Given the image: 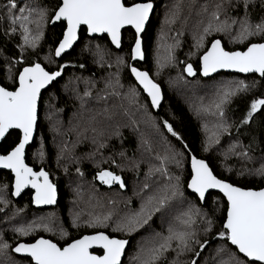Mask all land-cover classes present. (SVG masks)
<instances>
[{
	"label": "trees",
	"instance_id": "trees-1",
	"mask_svg": "<svg viewBox=\"0 0 264 264\" xmlns=\"http://www.w3.org/2000/svg\"><path fill=\"white\" fill-rule=\"evenodd\" d=\"M5 2L6 0H0V5ZM32 2L50 10L49 20L44 24L37 47L25 49L22 64H12L11 68L13 76H16L23 66H29V61L41 63L47 70H57L63 66L61 69L62 78L42 95L37 134L34 144L28 148L26 155L28 165L36 171L43 170L50 175L52 183L59 191V201L53 208L39 210L33 205L31 191L16 199L13 197L12 174L0 171V194H4L10 200L7 207L5 203H0V237L10 246L5 253L0 254V264H33L31 259L17 256L12 251L21 242L33 243L43 237L64 247L82 236L98 231L105 232L110 237L128 240L129 248L122 264H135L133 256L138 246H146L155 233L167 235L168 226L162 224L161 217L164 216L167 220L169 218L172 221L173 214L170 215L168 211L180 215L187 212L189 208L200 209L202 213L206 212L208 217L213 220V228L209 233L203 231L205 224L200 217H196V223L192 226L197 233V238L201 242L207 240V244L202 250L195 246L200 253L198 257L190 252L177 257L175 252L169 251L165 254L166 258L161 261V264H173V261H177V264H186L192 259H195L197 264H222V261L227 260L228 257L226 253L217 252L224 242L215 233L222 228V223L226 218L227 202L220 194H210L202 204L188 190L187 183L191 178L190 159L191 156H196L207 161L219 179L235 186L255 190L264 188V177L257 175V167L253 164L264 158V116L258 111L250 123H241L251 100L264 97V78L257 75L220 74L210 79H204L200 75V59L210 47L211 42L216 39H220L228 51H243L249 43L264 42V39L250 37L249 40L243 43L237 42L232 46L226 37L227 33L214 34L206 40L203 46L195 50L191 37L194 33V26L199 20L200 12L192 13L186 9L184 15L179 13L175 17L176 21L171 19L170 11L165 12L164 10L166 0H151L155 5V12L143 35L145 59L135 63V66L149 72L153 80L163 89L164 102L156 113L148 97L137 85L129 71L132 60L131 50L135 42V32L132 29L123 32L122 48L116 50L107 36L90 38L83 28L80 40L74 49L61 60H57L54 56V49L58 46V41L62 39L66 25L61 22L51 26L50 17L51 10L56 8L60 0H32ZM126 2H148V0H126ZM227 2L221 0L219 3L223 5L220 9L223 12L227 7ZM216 5L217 3L213 4L215 7ZM173 11L176 15V10L173 9ZM203 11L207 13V10ZM250 11L255 19L261 10L257 5L255 10H251L250 6ZM227 13L231 17L238 18L243 15V9L236 2L229 7ZM0 15H3L2 10H0ZM205 16L201 13L202 19ZM168 21L174 22L169 28L173 38L177 39L178 34L186 29L189 36L184 37L185 39L179 37V42L173 46H169L170 36L166 37V52L163 53L164 48H162L160 56L156 57L157 43L167 27L164 23ZM9 23L10 21L6 19L0 20V84L11 89L13 85H10L6 79L7 61L5 57L14 60L21 59L19 45L23 41L18 26L14 33L7 31ZM30 27L35 30L34 26ZM89 44L94 45V49L87 52L85 49L89 47ZM97 45L106 49L108 53L102 62H99V57L95 55ZM161 55H163L162 60ZM48 56H51V63L45 59ZM117 57L121 58L124 63H117ZM160 60L162 64L159 66ZM188 64L193 66L196 73L194 76H189L184 71ZM176 77L180 78V83L186 87H206L221 80L232 83L231 88H235L240 81L249 85L255 83L254 87H250L247 91H239L227 100L222 107L223 116L219 115L212 101L205 103V106L208 105V109H212L218 118L227 121L230 130L226 137L237 145L235 152L231 153L229 147L219 152L205 149V134L200 119L198 121V115L194 111L195 105L192 107L183 91L173 87V80ZM79 81H82V84L75 88L74 95L69 92L65 93L64 84L67 82L77 84ZM130 85L136 88L138 99L131 100L125 94L126 97L123 106H121L118 97L128 92ZM184 86L181 85V89L185 88ZM119 90L121 94H118ZM85 92L89 95L86 96ZM85 98L99 99V108L85 106ZM49 114L59 116L63 121L59 123L58 120L57 122L52 119L47 120L46 117ZM90 114L112 116L110 130L107 133L102 131L101 125L95 122ZM203 114L205 115L203 122L211 123L213 119L218 121V118L210 117L207 111ZM117 118L119 121L116 120ZM165 120L173 126L179 134L180 140L173 137L163 127ZM147 126L150 127L154 136H149L139 130ZM117 133L119 134L117 135ZM20 136L21 134L17 131L11 132L0 145V153L4 154L10 150L18 142ZM55 138L60 141L58 145H55ZM163 139L165 141H162ZM184 145L187 147L185 148ZM41 152H43L42 156ZM63 152L71 161L75 175L76 172L78 174L79 182L76 188L75 186L72 188V185L67 183L68 180L63 179L64 173L61 169L63 165L59 163L58 158ZM121 152L123 156L120 155ZM163 152L167 157H170L171 153L172 157L173 154L180 152L183 159L181 164L175 161L168 164L164 162L163 167L167 169L166 174L156 171L162 166L161 160L156 157H159ZM244 152L247 155H242ZM232 154L235 156H231ZM94 155L107 160L109 164H104L99 168L95 167L89 160ZM113 160L115 163H112ZM100 170H108L120 175L125 187L120 188L117 184L112 186L102 184L96 179V173ZM176 177H182L178 182L182 196L174 198L166 209L155 213L147 225L136 231L126 233L113 230L125 216L138 211L139 203L141 204L147 196L154 194L166 184L177 183ZM79 183L84 186L83 189L78 187ZM70 190L74 191L70 192ZM72 194L76 197L74 202L79 201L80 203L78 214L84 218L89 217L85 226H73L70 216L71 208L69 207ZM179 200L184 204L178 206ZM101 208L107 210L103 211L101 216H97ZM49 213H55L68 236L60 235L58 232V234L54 233L37 220L33 221L36 216L39 215L38 219H40ZM104 216H108L109 219L103 225L87 226L96 217L102 219ZM5 220L9 221V223L7 222L9 225H23L26 228L30 225L32 227L31 235H21V237L19 233L12 235L9 226L1 224ZM12 228L11 226V230ZM233 250H235L234 247ZM94 253L101 254L102 252L94 251Z\"/></svg>",
	"mask_w": 264,
	"mask_h": 264
},
{
	"label": "snow or ice",
	"instance_id": "snow-or-ice-1",
	"mask_svg": "<svg viewBox=\"0 0 264 264\" xmlns=\"http://www.w3.org/2000/svg\"><path fill=\"white\" fill-rule=\"evenodd\" d=\"M237 4L241 5L243 15L238 18L232 17L231 23L228 20L220 22L219 14L223 5H216L217 10L211 14V20L199 36V44H202L205 36L211 32H226L233 26H238L234 40L239 43L249 40L250 37L264 39V0H237ZM257 5L261 11L253 19L250 6L251 10H255ZM152 9L151 0L132 3H128L126 0H60L56 8L51 10L50 19L53 23L66 22V28L62 33V39L58 41V46L54 49V56L60 57L62 53L73 47L78 39V30L82 25L86 26L85 30L89 35L106 34L110 38L111 44L116 48L121 46V30L125 26H131L135 29V42L131 50V58L133 60L143 59L141 33L145 29ZM0 10L3 11L0 20L10 21L7 31L14 33L18 26L23 41L19 45L21 59L14 60L5 57L7 61L6 79L13 87L10 89L0 84V141L5 140V137L11 134L10 130L13 129L19 130L22 135L10 150L0 154V168L10 169L14 174V195H19L23 188L31 185L35 190L34 203L51 205L56 201L55 185L49 180L47 172L43 170L36 172L28 167L24 162V154L26 145L33 138L41 90L62 75L63 66L57 70H46L41 63L29 61V66H23L16 76H13L11 68L12 64H22L25 49L37 47L44 24L49 20L50 10L33 3L32 0H28V2L6 0L3 5H0ZM30 26H34L35 30ZM107 54L106 49L97 45L95 55L99 57V62H102ZM45 59L49 63L52 62L51 56L45 57ZM201 61L204 76L216 72L218 69H233L240 73H258L260 77L264 78V42H251L243 51H225L221 46V41L216 39L211 42V47L205 51ZM117 63L123 64L124 61L117 57ZM129 71L135 82L147 93L151 100V106L158 108L162 99L160 86L150 78L146 71H140L135 66H130ZM184 71L189 76L196 74L191 64H188ZM254 86L255 83L249 85L240 81L235 88L226 90L220 101L214 105L219 115L223 116L221 106L231 96L239 91H247ZM85 95L87 96L89 93L85 92ZM137 95L136 88L130 85L129 98L135 100ZM258 111L264 116V97L251 100L241 123H250ZM163 127L173 137L180 140L179 134L168 121L163 122ZM218 127L227 131V126L223 124ZM184 147L186 148L187 145ZM40 155L42 156L43 152ZM120 155L123 156V153L121 152ZM175 155L178 154H174L172 159H175ZM242 155H247V153L244 152ZM157 158L161 160L162 166L156 171L166 174L167 169L163 167V164L169 157ZM112 163L115 161L113 160ZM117 166L119 167V165ZM257 175L264 177V166L257 170ZM96 179L108 186L117 184L120 188L125 187L121 176L112 171L100 170L96 173ZM175 179L177 183L166 184L154 194L147 196L139 210L125 216L113 230L131 233L147 225L155 213L166 209L174 198L183 195L178 183L180 178L176 177ZM187 187L202 202L210 189H218L226 197V218L222 223V228L215 233L224 242L217 252L226 253L228 257L227 260L222 261V264H264V188L260 190L245 189L219 179L204 160L197 159L195 156L191 158V179L187 183ZM196 217H200L205 224L203 229L205 233L212 231L214 222L208 217V214L202 213L200 209L189 208L187 212L176 215L174 222L168 223L167 235L155 233L146 246L140 247L135 257L137 264H161V261L166 258L165 254L169 251L175 252L177 257L186 252L193 253L198 257L200 253L195 246L202 250L207 244V240L201 242L197 238L196 231L192 228L196 223ZM108 219V216H104L102 219L96 217L87 226L103 225ZM73 226H76L75 220ZM31 230L32 227L29 226L28 228H18L15 231L20 235H28ZM127 243L128 241L125 239L110 238L104 232L98 231L94 235H86L74 240L64 247L58 246L51 240L40 238L34 243H20L12 251L26 254L34 264H121V256ZM94 246L102 249L103 254L94 255L90 252L89 249ZM9 247V244L0 237V254L5 253ZM173 264H177V261H173ZM186 264H197V261L192 259Z\"/></svg>",
	"mask_w": 264,
	"mask_h": 264
},
{
	"label": "rangeland",
	"instance_id": "rangeland-1",
	"mask_svg": "<svg viewBox=\"0 0 264 264\" xmlns=\"http://www.w3.org/2000/svg\"><path fill=\"white\" fill-rule=\"evenodd\" d=\"M226 1H228L227 4H226L227 5L226 9L224 10V12L222 10H220V14H219L220 15V22H224L225 20H228V22L231 23V18L232 17L229 16L227 11H228V9H229V7L231 5H233V4H235L237 2V0H226ZM220 2H221V0H166V5L164 6V10H165V12L170 11L169 15L172 16L171 19H173V20H176L175 17L179 13L181 15H184V12L186 11V9L190 10V12H192V13L193 12L194 13L200 12L199 13V20L194 26V30H193L194 33H193V36L191 37V42H192V45L195 46V50H197L201 46H203L206 43V40L208 38H210L211 36H213L214 34H223V33H227L226 37H228V42L232 46H234L237 43V41L234 40V37L237 34V27L238 26H233V28L231 30L226 31V32L213 31L210 34L205 36L204 41H203L202 44L198 43L199 36L203 33L204 27H206L208 22H209V20H211V14L214 11L217 10L216 7L213 6V4L214 3L219 4ZM173 9L176 10V15L174 14ZM202 10H207V13L205 11L202 12ZM201 13L206 15L205 17H203V19L201 18ZM214 23H215V21H214ZM172 24H174V22H169L168 21V22L164 23V25H166L167 27H166L165 31H163V33L159 37V41H158L157 47H156V57L160 56V54H161V50L160 49L164 48L162 50V52L163 53L166 52V49H167V48H165V39H166V37L170 36L169 46H173V44L179 42V37H182V39H185V38H187L189 36V32L186 29V30H182L178 34L177 39L173 38L172 34L170 33V29H169V28H171ZM93 49H94V45L89 44V47H87L85 50L87 52H90ZM163 55H161V60L163 58ZM161 60H160L159 66L162 64ZM180 81H181V79L176 77L173 80V84H174L173 87L183 91L184 95L188 97L187 99L189 100V103L191 104L192 107H193V105H195V108H194L195 110L194 111L198 115V121L200 119V124H201L202 129L204 130L203 132L205 134V137H204L205 138V146H206L205 149L207 151L219 152V151L224 150L227 147H229L231 149V153L235 152L234 150L237 148V145L234 142H232L231 139L226 137L228 132H229V130H230V127H229L227 121L225 119L218 118V115L216 113H214V111L212 109H208L209 108L208 105L205 106L206 101H212L213 105H215V103H218L220 101L221 97L223 96L224 92L231 88V84L232 83H230V82L226 83L225 81L221 80V81H217V82H215L213 84H209L206 87H203V86L186 87V86H184L183 83H180ZM81 84H82V81H79L77 84L67 82L66 84H64V88L63 89L66 91L65 93L69 92L72 95H74L76 93V89L75 88H78ZM181 85H183L185 88L181 89ZM97 86H98V84H97ZM118 92H119L118 94H121L120 90ZM125 94L128 95V92L124 93L123 96H119L118 97L120 99L119 102L121 103V106H123V103H124L123 101L125 100V97H126ZM85 99H86L85 103H84L85 106L90 107V108H95V109L99 108L98 107L99 106V103H98L99 99H94V100H92L91 98H89V99L85 98ZM135 99H138V98L136 97ZM116 102L118 103L117 97H116ZM224 104H222L221 108L224 106ZM206 111L208 112L210 117L218 118V121L213 119L211 123L203 122L205 120V115L203 114V112H206ZM90 115H92V117L95 120V122H97L98 124L101 125L102 131H105L107 133L110 130V128L112 126L110 123L113 120L112 116H110L111 117V119H110V117L104 116V115H101V114H90ZM46 118H47V120H50V119L56 120V122L58 120L59 123H61L63 121L61 117L55 116L54 114H49ZM116 120L119 121L118 118ZM221 124L227 126V131L226 132L223 131L220 127H218ZM51 126H52V124H51ZM139 130L144 131L149 136H154V134L152 133V130H150L149 126L142 127ZM57 132H58V130H57ZM162 141H165V140L163 139ZM220 141H222V142H220ZM59 143H60L59 139L55 138V145L56 144L58 145ZM233 146H235V147H233ZM172 149H174V148H172ZM171 154H170L169 159L166 160L165 163L168 164V163H171L172 161H175V162L178 161V164H181V162L183 160L182 156H181V153L180 152L179 153H175V154H178V155H175V159H172ZM165 156H167V155L163 152L162 154H160L159 157L163 158ZM231 156H235V154H232ZM157 157H156V159H158ZM58 158H59V163H61L63 165V168H64V169L61 168L62 172L64 173L63 179L68 180L67 183L72 185V188H73V186H75V188H76V186L78 185L79 179H78L77 172H76V175H75V171L72 168L73 166L71 164V161L68 160V158H67V156H66V154L64 152L61 153ZM89 160H91L92 161L91 163L94 164V166L98 167V168L102 167V165H104V164L107 165V163H108L107 160H103V158H101V157L99 158L98 155H94L92 157V159H89ZM253 164H254V166L257 167V170L260 169L262 166H264V158L259 160L258 162H254ZM115 166H117V165L115 164ZM71 173H74V174H71ZM179 178L181 179L182 177H179ZM112 185H114V184H112ZM106 186H108V185H106ZM78 187L83 189L84 186H82L79 183ZM72 191H74V190H70V192H72ZM74 200H76V197L73 196V194H72V199L69 202V207L71 208L70 209V216H71L72 222L75 220V224L78 227L85 226V223L88 222V218L89 217H85L84 218V217L81 216V214H78V209H79L80 203H79V201H75L74 202ZM0 203H5V205L7 207L10 204V200H8L7 197L4 194H0ZM182 204H184V203L181 200H179L177 202L178 206L182 205ZM140 205L141 204L139 203V208H140ZM105 210H107V209H102L101 208L99 210V213H98L97 216H101L103 211H105ZM168 212L170 213V215L173 214L172 215V219L173 220L171 221L169 218L167 220L166 217L162 216L161 217L162 224L165 225V226H168L169 222H174V217L176 216L173 211H168ZM38 217H39V215L36 216L33 219V221L37 220L38 222H40L42 225L46 226L50 231H52L54 233L58 232L60 235L68 236L67 231L64 230L63 227H61L60 221H59L58 217L55 215V213L46 214V215L40 217V219H38ZM7 222L9 223V221L5 220L1 224L3 226H6V227L9 226V231L11 232L12 235H18V234H16V233H18V232L15 231L16 229H18V228H26L23 225H17V224L9 225ZM11 226L13 227L12 230H11ZM56 228H59V230H56ZM31 231L29 232L28 235H23V236L31 235V233H32ZM20 237H21V235H20ZM139 249H140V246L137 247V249H136L137 251L135 252V255L133 256V260L135 261V264H137V261H136L135 257L137 255Z\"/></svg>",
	"mask_w": 264,
	"mask_h": 264
},
{
	"label": "water",
	"instance_id": "water-1",
	"mask_svg": "<svg viewBox=\"0 0 264 264\" xmlns=\"http://www.w3.org/2000/svg\"><path fill=\"white\" fill-rule=\"evenodd\" d=\"M153 3V2H152ZM154 12H155V5H154V3H153V9H152V12L150 13V16H149V20H148V22L146 23V25H145V29H144V31L141 33V41H142V51H143V53H144V44H143V35H144V33H145V31H146V29H147V27H148V25H149V23H150V20H151V18H152V16H153V14H154ZM61 22H63V23H65V25H66V22H64V21H57V22H55V23H53V22H51V26H54L55 24H58V23H61ZM86 29V26H81V28H80V30H78V39H77V41L73 44V47L71 48V49H68V50H66L64 53H62L61 54V56L60 57H56V59L57 60H61L66 54H69L73 49H74V47L78 44V42H79V40H80V33H81V30L82 29ZM127 29H132L134 32H135V29H133L131 26H125L122 30H121V46H120V48H116L114 45H112L116 50H120L121 48H122V40H123V32L125 31V30H127ZM87 35H88V37H90V38H94V37H104V36H107L106 34H91V35H89L88 33H87ZM109 39V41H110V38H108ZM220 40V39H219ZM221 41V40H220ZM111 43V42H110ZM221 46L224 48V50L225 51H228V50H226L225 49V47H224V44H223V42L221 41ZM210 47H211V45H210ZM209 47V48H210ZM208 48V49H209ZM246 50V49H245ZM238 51H240V50H238ZM203 56V55H202ZM144 59H145V53H144V58L143 59H139V58H137L136 60H131V66H135V63H137V62H142V61H144ZM42 65V64H41ZM43 66V65H42ZM44 67V66H43ZM136 67V66H135ZM136 68H138V67H136ZM139 69V68H138ZM47 70V69H46ZM140 71H145V70H141V69H139ZM147 72V71H146ZM148 74H149V72H148ZM220 74H233V75H241V76H249V75H257V76H259V74L258 73H240V72H237V71H235V70H233V69H218L216 72H213V73H210L209 75H207V76H204L203 74H202V61H201V59H200V75L204 78V79H210V78H213V77H215V76H217V75H220ZM149 76H150V78L153 80V78L151 77V75L149 74ZM260 77V76H259ZM62 78V75L60 76V77H58L55 81H52L49 85H47L46 86V88H44V89H42L41 90V96H40V99H39V101H38V108H37V121H36V126H35V129H34V134H33V138H32V140L29 142V144L28 145H26V148H25V154H24V162H25V164L28 166V167H30V168H32L33 169V171H36L33 167H31L30 165H28L27 164V161H26V155H27V150H28V148L29 147H31L33 144H34V141H35V137H36V134H37V127H38V122H39V106H40V101H41V98H42V95H43V93L45 92V91H47L55 82H57L58 80H60ZM134 78V77H133ZM135 80V79H134ZM154 81V80H153ZM155 82V81H154ZM137 83V82H136ZM156 83V82H155ZM137 85L139 86V84L137 83ZM159 85V84H158ZM160 86V85H159ZM141 89H142V87L141 86H139ZM160 88H161V94H162V99H161V102H160V105H159V107L158 108H153L154 109V111L157 113L159 110H160V108H161V106H162V104H163V102H164V93H163V89H162V87L160 86ZM143 90V89H142ZM144 92V91H143ZM144 94L146 95V97H148L147 96V93H145L144 92ZM148 99H149V101H150V103H151V100H150V98L148 97ZM14 131H17V132H19V130H15V129H13V130H10V133L11 132H14ZM20 133V132H19ZM21 134V133H20ZM22 135V134H21ZM9 136V135H8ZM8 136H6L5 137V140L7 139V137ZM5 140H3V141H0V145L5 141ZM1 154V153H0ZM193 156H191V158H192ZM196 157V156H195ZM197 158V157H196ZM197 159H200V158H197ZM203 160V159H202ZM205 161V160H204ZM207 164H208V162L207 161H205ZM209 165V164H208ZM190 167H191V159H190ZM209 168L211 169V167L209 166ZM212 170V169H211ZM0 171H6V172H9V173H11L12 174V176H13V193H14V191H15V188H14V184H15V178H14V174L11 172V170L10 169H2V168H0ZM36 172H38V171H36ZM46 172V171H45ZM213 172V171H212ZM213 174H214V172H213ZM215 175V174H214ZM218 178V177H217ZM191 179V178H190ZM49 180L51 181V178H50V175H49ZM190 181V180H189ZM52 182V181H51ZM56 187V186H55ZM188 190L193 194V195H195L197 198H198V196L195 194V193H193L192 191H191V189H189L188 188ZM252 190H255V189H252ZM258 190H260V189H258ZM28 191H31L32 192V201H33V197H34V195H35V190L31 187V185H28V186H26L25 188H23L22 190H21V192H20V194L19 195H14L13 194V197H15L16 199H19V198H21L22 196H23V194H25L26 192H28ZM210 194H220V195H222L223 196V194L222 193H220L219 192V190L218 189H210L207 193H206V195H205V200L202 202V201H200L202 204H204L205 203V201H206V199H207V197L210 195ZM224 197V196H223ZM225 198V200H226V197H224ZM199 199V198H198ZM58 201H59V191H58V189H57V187H56V201H55V203L54 204H51V205H48V204H42V205H37V204H35L34 203V201H33V205H34V207L36 208V209H39V210H42V209H49V208H53V207H55L56 205H57V203H58ZM226 202H227V200H226ZM105 233V232H104ZM94 234H96V233H93V234H90V235H94ZM106 235H108L107 233H105ZM86 236V235H85ZM109 236V235H108ZM83 237V236H82ZM81 237V238H82ZM110 237V236H109ZM41 238H43V237H41ZM110 238H116V239H120V238H117V237H110ZM40 239V238H39ZM43 239H47V238H43ZM80 239V238H79ZM48 240H50V239H48ZM52 241V240H51ZM128 241V240H127ZM53 243H56V242H54V241H52ZM21 243H24V242H21ZM34 243V242H33ZM20 244V243H19ZM57 244V243H56ZM58 245V244H57ZM59 246V245H58ZM128 248H129V241H128V243L126 244V246H125V249H124V253H123V255L121 256V264L123 263V260H124V258H125V256H126V252H127V250H128ZM89 251L90 252H92L94 255H102L103 254V250L102 249H100V248H98V247H96V246H94V247H92V248H90L89 249ZM94 251H101L102 253L101 254H97V253H94ZM15 253V252H14ZM17 256H20V257H24V258H29V259H31L30 257H28L26 254H20V253H15ZM241 256H242V254H241ZM33 264H34V262H33Z\"/></svg>",
	"mask_w": 264,
	"mask_h": 264
}]
</instances>
